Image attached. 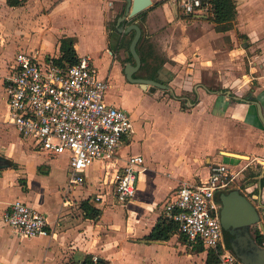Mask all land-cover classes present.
I'll return each mask as SVG.
<instances>
[{
    "label": "crops",
    "instance_id": "0c3cea01",
    "mask_svg": "<svg viewBox=\"0 0 264 264\" xmlns=\"http://www.w3.org/2000/svg\"><path fill=\"white\" fill-rule=\"evenodd\" d=\"M29 1L25 0V4L21 6H10L6 0H0V4L8 6L10 10L20 8L22 11L25 8L28 15L33 17L41 12L37 16L46 23V26L30 37L19 39L14 35L13 44L8 47H12L13 57L8 58L9 49L3 54L5 61H0V69L3 68L0 70V94L5 96L7 108L0 117V124H8L11 131L17 132L16 128L6 121V77L17 52L40 48L44 56L58 59L61 56L60 39L63 36H71L78 55H91L100 75L109 81L107 97L110 96L111 90L115 93L111 102L124 107L131 115L128 109L130 107L143 120V128L140 123H137L136 127L131 116L133 132L124 142L127 145L134 140L141 141L138 147H145L146 153L138 149L133 154L123 155L121 145L115 158L96 160L87 167L83 185L69 187V153L67 169L57 171L53 164L63 153L52 154L41 150L17 132L19 140L26 144L19 145L17 140L23 152H16L15 157L0 153L15 163L14 166L0 169V263H91L96 255L105 264H207L208 253L213 249L202 244L191 246L177 226L169 238L164 240L149 239L148 235L158 220L165 218L163 205L175 198L180 185L206 178L211 165L216 162H228L236 167L245 165L233 185L240 188L258 207L264 224V124L258 111L259 103L264 116V0H237V16L230 29L217 30L214 23V30L224 46V54H229L236 61V55L243 57L244 52H252V64L248 72L245 71L240 76L236 72L228 71V77L221 72L218 78L220 86H212L207 81L211 71L209 61L202 55L189 56L192 67H186L187 72H182L184 58L191 53L184 55L185 52H179L173 59L176 63L170 65L176 69L171 85L166 83L167 88L151 84L143 87L141 83L131 81L126 76L125 69L128 63L134 64V60V63L127 62L124 67L126 82L130 86L128 90L123 91V95L116 92L110 78L113 63L117 61V52L123 45V34H127L116 30L117 20L124 14L125 9L118 13L117 9L113 8V0ZM63 9L70 11L63 13ZM144 11L146 12L143 15H139L140 12L131 20L139 21L143 27L138 47L146 36V29L154 32L165 24L178 27L189 17L172 0H153V4ZM108 14L117 17L115 32L118 37L113 31L109 39L107 38ZM54 15H63L64 18L72 15L84 29L79 33L68 25L61 24L52 31L54 34L51 36L48 30L52 27L51 17ZM129 19L122 21L124 28L130 24L125 26L126 20ZM92 22L95 26L93 30H89L85 24ZM36 26L39 28L38 23ZM91 32L97 37L93 38ZM77 33L83 36H78ZM208 36L207 33L200 35L197 39V42L200 40V45L192 46L194 53L199 52L196 48L205 49L204 46L209 44ZM35 39L39 42L36 43ZM45 39L47 42V39L53 40V46L58 45V49H47L46 43H43ZM0 43L3 44L2 38ZM77 43L95 50L101 63H96L88 49V53L80 54ZM229 61V57H226L227 65L231 63ZM101 69L105 70L104 74ZM137 71L138 69L133 71L135 78L156 79L165 83L158 75L147 77ZM137 85L140 90H167L171 96V105L169 99L166 100L168 104L157 102L155 104L161 108V112L152 113L146 105H141V100L149 99L141 98ZM249 87L251 91L248 97L240 95ZM188 91L192 92L190 96L195 98L183 94ZM3 97L0 99V110L4 105L1 104ZM158 136L159 141L155 144L159 147L154 150L157 146L148 145L147 142ZM168 152H172L169 159ZM156 153L158 159L154 158ZM130 155H142L146 168L139 173L135 197L127 204H122L117 199L114 179L119 171H123ZM32 159L35 160L31 163L34 171H26L25 161ZM17 199L27 202L46 215L49 222L47 234L22 237L5 223L4 215L10 204ZM88 200L101 210L97 219L86 216L82 203ZM251 232L264 243V229L259 224L253 225ZM223 242L226 247L225 241ZM200 246L203 249H200ZM217 264H220V261Z\"/></svg>",
    "mask_w": 264,
    "mask_h": 264
},
{
    "label": "built area",
    "instance_id": "2783aa9c",
    "mask_svg": "<svg viewBox=\"0 0 264 264\" xmlns=\"http://www.w3.org/2000/svg\"><path fill=\"white\" fill-rule=\"evenodd\" d=\"M186 14H211L210 0H172ZM109 81L100 75L91 55H78L75 63H58L40 48L18 51L6 77V121L35 147L52 154L69 153V187L83 185L85 171L96 160L113 159L133 132L127 109L107 98ZM142 155H130L115 176L117 199L127 204L138 191ZM245 168L228 162L211 165L206 178L180 185L175 198L163 205V215L192 245L202 244L219 254L220 264H244L224 245L220 202L215 193L231 187ZM3 220L22 237L47 234L46 215L17 199ZM10 264V263H0ZM105 264L98 256L91 263Z\"/></svg>",
    "mask_w": 264,
    "mask_h": 264
},
{
    "label": "rangeland",
    "instance_id": "374dc122",
    "mask_svg": "<svg viewBox=\"0 0 264 264\" xmlns=\"http://www.w3.org/2000/svg\"><path fill=\"white\" fill-rule=\"evenodd\" d=\"M125 6H126V0H113V8L117 9L116 11H118V13L124 11ZM69 11L70 9L69 10L63 9V13H68ZM39 14H41V12H39L38 14H35L33 17L31 16V14L28 15V12L25 8L22 11H20V8L19 10H14V9L10 10L8 6H5L4 4H0V21H1L0 38H2L3 40V44L0 43L1 45L0 50H2L0 52V61L4 59L3 54L5 53L7 49H9L8 48L9 45L13 44L12 39L14 35H17V38L19 39L24 38L26 36L30 37L35 32H39V30L42 27L46 26V23L44 21L39 20V17L37 16ZM188 15L189 17L185 19V22L182 25H179L178 27H175L173 25L167 26L165 24L154 32H150L147 29L145 30L146 36H144V39L141 41L139 45V50H140V53L148 60L150 68L143 69L142 68L143 61H142V64L140 66L141 68H139L137 71L138 74L148 77L149 73L152 72L154 68H158L159 70L158 78L164 81L165 83H168L171 85L172 78L176 74V69L171 67L170 65L176 63V60H173V59L176 58V54H178L179 52H185L184 55H187L188 52L191 53L190 55H187L188 57L184 58L185 62L183 66H181L182 67L181 70H183L182 72L186 71L185 70L186 67H192V64H190L191 60L189 56L195 57V56L202 55V57L205 60L207 59L209 61L208 63H209L211 71L209 74L210 78L207 81H209V83L212 86H220V81L218 80V78L220 77L221 72H223V74H225L228 77L230 76V73H228V71H232L234 73L236 72V74L240 76L245 71L246 72L249 71L250 65L252 64L251 63V60H252L251 53L252 52L250 51H248L247 53L244 52L243 57L242 56L239 57L238 55H236L237 56L235 57L236 61L233 60L229 56V54L227 53L224 54L225 50H224L223 43L219 39L218 34L214 30V22L209 19L210 13L209 14H188ZM196 15H204V16L199 17ZM106 16H107V38L109 39V37L112 35V32L113 31L115 32L117 17L110 15V14ZM51 19L53 20L52 27L49 28L48 30L49 32L48 34L51 36L54 34V32L52 31L55 30L57 26L61 24L63 26L68 25L69 28H73L76 32H79V33L81 29L82 30L84 29V27H81V24L78 21H76L72 15H68L67 18H64L63 15L62 16L54 15L53 17H51ZM131 20L132 18L129 20H126L125 26H127L131 22L136 21V20L134 21H131ZM33 22H35L34 23L35 26H33ZM36 23L39 24V28H37L38 26H36ZM85 25H87V28L89 30L90 29L93 30L95 26L93 22L86 23ZM79 33H77L76 35L83 36V35H80ZM203 33H207V35H209L208 36L209 44H207V46H204L205 49L196 48L198 49L199 52L194 53L193 51L195 50L194 48H192V46L200 45L199 44L200 40H198L197 42V39H199L200 35H202ZM91 35H93V38L97 37L95 33L91 32ZM133 35H134V30L127 34H123V45L122 47H120L119 51L117 52L118 53L117 54L118 56L116 58L117 61L113 63L114 67L112 69V75L110 78V82L114 84L116 88V92L120 95H123V91L125 92L126 89L128 90V87L130 86V84L126 82V78L124 75V67L127 62L134 63V58L129 53V44H130V41ZM47 40H49V42H47L46 39L43 42L44 44L46 43L45 46L47 49L49 50L58 49V45L56 47L53 46L52 44L53 40H50V39H47ZM35 42L37 43L39 41L35 39ZM77 47H78L80 54H84L86 52L88 53V51H86L88 49L89 52L93 54L96 63L97 64L101 63L99 54H97L96 51L93 50L91 47L89 48L82 47L78 43H77ZM16 48L17 47H15V49ZM12 51H13L12 47L7 51L8 58L13 57L14 52ZM226 57H229L230 59L229 62H231L228 65L227 63H225ZM2 69L3 68H1L0 70L2 71ZM101 72L104 74L105 70L101 69ZM178 72H181V71L178 70ZM253 87H255V83H253ZM137 89L139 90L140 96H142L141 98L145 97L149 99V100H141L140 101L141 105H146L147 108L154 114H156L159 111L161 112V108H159L157 104L155 103L162 101L168 104L166 102V100L168 99H169V105H171L172 103L170 102L171 96L169 95V92L167 90H161L159 88H151L149 90H144V89L140 90V87H138ZM250 89H251L250 87L246 88L245 92L240 95H242L243 97H246V96L248 97L251 91ZM183 94L190 96L192 95V92L188 91L187 93H183ZM109 95L110 96H108L107 98L109 101H112L111 97H113L115 93L111 90ZM2 97H3V94H0V99ZM3 98L4 99L2 100L1 104L4 103V105H2V109L0 110V117H2V114L5 113V110L7 108V106L5 105L6 104L5 96ZM191 98L193 99L195 98V96ZM150 99L153 102L150 101ZM128 109L131 112V116L134 120V125L136 124V127H137V123H140L141 127L143 128L142 126L143 120L139 117V115H137V113L133 109H131L130 107H128ZM18 137L19 136L17 132L10 130V125L4 124V123L3 125L0 124V153H2L3 155L11 154L12 157H15L16 152L22 153L23 152L22 148H20L19 145L21 143L23 146H26V144L22 142L21 140H19ZM17 140L19 142L18 143L19 145L17 144ZM158 141H159V136L154 138L153 140H149L147 144L151 146L154 145V147L157 146L154 149L156 150L158 149L159 145H156L155 143ZM140 142L141 141L134 140V142H132L131 144H127V145H126V142L122 143V146H123L122 154L123 155L133 154L138 149H140L145 154L146 153V151L144 150L145 147H142V146L138 147ZM61 155L62 156L60 157V159H58L53 164V166L56 168L57 171L58 170L65 171L67 169V161H68L67 156L68 155L67 153H63ZM170 157H172V152L167 153V159H169ZM154 158L158 159L157 153L154 155ZM34 161L35 160L33 159L25 161L27 162L26 171H34L33 165H31V163H33ZM146 173L148 174V171H146ZM232 187H235V186L232 185Z\"/></svg>",
    "mask_w": 264,
    "mask_h": 264
},
{
    "label": "water",
    "instance_id": "95a60500",
    "mask_svg": "<svg viewBox=\"0 0 264 264\" xmlns=\"http://www.w3.org/2000/svg\"><path fill=\"white\" fill-rule=\"evenodd\" d=\"M152 4L153 0H126L124 14L118 18L116 30L119 33L135 31L129 45V53L133 56L135 63H128L125 69L126 76L131 81L141 83L143 87L151 84L156 87L167 88L168 85L159 80L133 76V71L139 69L142 64V58L137 47L143 34V27L139 21L130 23L126 28L121 24L123 20L137 16ZM196 16L203 17L204 15ZM117 32L114 33L116 37L119 36ZM258 111L264 124L263 111L259 103ZM10 163L8 158L0 155V169L9 167ZM215 198L223 206L220 212V220L227 249L233 252L244 264H264V243L260 242L251 232V227L255 224H259L264 229L258 207L240 188L217 190Z\"/></svg>",
    "mask_w": 264,
    "mask_h": 264
},
{
    "label": "trees",
    "instance_id": "16d2710c",
    "mask_svg": "<svg viewBox=\"0 0 264 264\" xmlns=\"http://www.w3.org/2000/svg\"><path fill=\"white\" fill-rule=\"evenodd\" d=\"M7 4L10 6H21L25 4V0H6ZM212 4V12L209 15V19L216 24L217 30H227L232 27V22L237 16V0H210ZM146 11H142L139 15H143ZM136 18V17H135ZM139 53V47L137 48ZM60 51L61 56L57 59L58 63H75L78 61V53L75 49L73 38L71 36H63L60 39ZM143 61V69H149L148 60L140 53ZM159 74L158 68H154L152 72L149 73L151 77H156ZM10 160V159H9ZM10 165L14 166L15 163L10 160ZM84 210L86 211V216L97 219L100 216L101 210L92 205L88 201L82 203ZM176 224L162 218L158 220L154 226L152 232L148 235L149 239L164 240L169 238L170 234L174 232ZM260 237L262 235L260 234ZM203 249L202 246L199 247ZM219 254L215 250H210L208 253L207 264H217L219 263Z\"/></svg>",
    "mask_w": 264,
    "mask_h": 264
},
{
    "label": "flooded vegetation",
    "instance_id": "af4514ba",
    "mask_svg": "<svg viewBox=\"0 0 264 264\" xmlns=\"http://www.w3.org/2000/svg\"><path fill=\"white\" fill-rule=\"evenodd\" d=\"M232 188H235V187H229V188H226V189H224V190H229V189H232ZM223 190V189H222ZM258 193V192H257ZM222 204L220 203V208H219V212H221V210H222Z\"/></svg>",
    "mask_w": 264,
    "mask_h": 264
}]
</instances>
